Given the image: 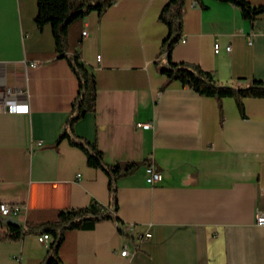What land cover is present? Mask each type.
I'll use <instances>...</instances> for the list:
<instances>
[{
	"label": "crops",
	"instance_id": "obj_1",
	"mask_svg": "<svg viewBox=\"0 0 264 264\" xmlns=\"http://www.w3.org/2000/svg\"><path fill=\"white\" fill-rule=\"evenodd\" d=\"M244 1L264 9V0ZM166 2L117 0L69 31L66 54L76 50L95 81L94 109L74 134L95 143L107 166H139L116 182L117 222L67 231L59 264H264V225H256L264 215V98H243L239 108L232 97L200 96L178 82L163 88L154 60L167 35L158 21ZM35 14L36 0H0V91L11 89L8 100L20 107L0 112V204L25 206L18 221L30 230L15 238L0 220V264H47L52 238L38 242L41 225L60 210L113 204L105 173L58 140L77 81ZM181 37L172 61L227 85L264 82V10L250 21L229 3L185 0ZM149 163L161 174L155 186L145 183ZM127 224L133 233L123 232ZM125 247L131 256L122 258Z\"/></svg>",
	"mask_w": 264,
	"mask_h": 264
},
{
	"label": "trees",
	"instance_id": "obj_2",
	"mask_svg": "<svg viewBox=\"0 0 264 264\" xmlns=\"http://www.w3.org/2000/svg\"><path fill=\"white\" fill-rule=\"evenodd\" d=\"M117 0H36V14L34 23L38 29L49 26L55 44L58 57L66 59L76 81L78 92L71 104L70 117L67 127L58 140L66 138L69 143L80 149L86 158V164L91 168L102 170L107 177L108 191L112 198V207H104L98 203H91L88 207L80 209L60 210L57 219L53 223L41 225L43 232L52 238L48 245L50 253L47 264H59L58 249L67 231L91 230L96 223L116 219V182L118 179L128 176L138 166V163L116 164L107 166L103 163L102 153L95 143H90L77 137L72 128L73 124L85 114L93 111L95 103V81L93 74L80 60L76 50L70 55L68 34L72 26L77 24L88 13L95 11L101 16ZM199 2L200 0H194ZM221 3H229L237 6L243 18L253 20L264 9L252 8L244 0H215ZM185 0H167L161 8L158 21L167 27V35L162 40L158 55L154 60V67L158 73L165 77V85L178 82L183 87L195 91L198 95L212 97L220 100L224 97L235 99L237 106L241 108L243 98H264V82L252 80L239 85H227L219 82L213 74L202 71L198 66L176 63L171 59V53L182 36ZM8 100L0 91V101ZM11 233L19 236L22 232H29L28 228L8 224Z\"/></svg>",
	"mask_w": 264,
	"mask_h": 264
},
{
	"label": "built area",
	"instance_id": "obj_3",
	"mask_svg": "<svg viewBox=\"0 0 264 264\" xmlns=\"http://www.w3.org/2000/svg\"><path fill=\"white\" fill-rule=\"evenodd\" d=\"M116 4V2H114ZM113 4V5H114ZM82 36H86V32H82ZM181 43L184 42V38L181 37L179 39ZM250 43V42H249ZM227 51H230V47H227ZM213 52L217 54L219 52V44L216 42L213 45ZM100 55L96 56V61L100 62ZM38 65L37 61H34L30 64L31 67H35ZM3 95L5 98L10 97L13 95L11 89L3 87L2 89ZM22 107H26V105H22ZM19 105L16 104L14 100H5V101H0V112L3 111H12V110H17L19 109ZM136 128H140L142 130H148L152 127L151 123H136L135 124ZM146 172V178H145V183L149 186H155L156 184L160 183L161 181V174L156 171L155 166L152 163H149L146 166L145 169ZM26 207L22 205H17V204H0V220L4 221L5 219H14V220H19L22 216L24 217L26 215ZM19 222V221H18ZM19 224H23L20 223ZM256 225L257 226H263L264 225V215L259 214L256 216ZM21 226V225H20ZM24 228V224L22 226ZM135 231V227L131 224H127L123 227V232L128 234V233H133ZM141 238L148 239L150 235L148 233H141V235H138ZM38 242L42 245H46L49 241V235L48 234H42L38 236L37 238ZM119 256L122 258L125 257H130L131 255L128 253L126 250V247L120 251Z\"/></svg>",
	"mask_w": 264,
	"mask_h": 264
},
{
	"label": "water",
	"instance_id": "obj_4",
	"mask_svg": "<svg viewBox=\"0 0 264 264\" xmlns=\"http://www.w3.org/2000/svg\"><path fill=\"white\" fill-rule=\"evenodd\" d=\"M3 222L6 224L15 225L17 227L20 226L19 222L17 220H14V219H5Z\"/></svg>",
	"mask_w": 264,
	"mask_h": 264
},
{
	"label": "snow or ice",
	"instance_id": "obj_5",
	"mask_svg": "<svg viewBox=\"0 0 264 264\" xmlns=\"http://www.w3.org/2000/svg\"><path fill=\"white\" fill-rule=\"evenodd\" d=\"M21 110H23V109H21Z\"/></svg>",
	"mask_w": 264,
	"mask_h": 264
}]
</instances>
